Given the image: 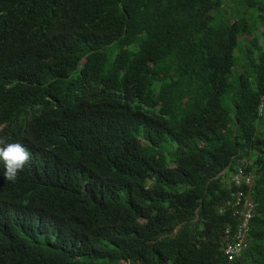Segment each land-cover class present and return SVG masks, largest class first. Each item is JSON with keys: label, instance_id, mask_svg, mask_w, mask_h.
<instances>
[{"label": "trees", "instance_id": "16d2710c", "mask_svg": "<svg viewBox=\"0 0 264 264\" xmlns=\"http://www.w3.org/2000/svg\"><path fill=\"white\" fill-rule=\"evenodd\" d=\"M231 1L0 0V139L32 156L0 162V264H264V0Z\"/></svg>", "mask_w": 264, "mask_h": 264}, {"label": "built area", "instance_id": "2783aa9c", "mask_svg": "<svg viewBox=\"0 0 264 264\" xmlns=\"http://www.w3.org/2000/svg\"><path fill=\"white\" fill-rule=\"evenodd\" d=\"M233 182H235L236 185L241 183L247 185L250 182V178L239 172L235 177H233ZM234 197L235 213L241 216V223L236 232L233 234L231 241L228 242L225 247V253L229 260L239 256L244 247L246 235L248 233V220L252 216L253 209L251 201L245 198L242 192H237L234 194ZM226 235H229L228 231L226 232Z\"/></svg>", "mask_w": 264, "mask_h": 264}, {"label": "clouds", "instance_id": "9594fccd", "mask_svg": "<svg viewBox=\"0 0 264 264\" xmlns=\"http://www.w3.org/2000/svg\"><path fill=\"white\" fill-rule=\"evenodd\" d=\"M30 151L20 142H6L0 139V162L4 165L3 178L15 182L20 171L31 160Z\"/></svg>", "mask_w": 264, "mask_h": 264}, {"label": "rangeland", "instance_id": "374dc122", "mask_svg": "<svg viewBox=\"0 0 264 264\" xmlns=\"http://www.w3.org/2000/svg\"><path fill=\"white\" fill-rule=\"evenodd\" d=\"M235 4L231 1V0H225V6H226V8L227 9H231V7L232 6H234ZM242 39L243 38H240L239 39V48L237 49V51H236V55L238 56V57H240V47H243V42H242Z\"/></svg>", "mask_w": 264, "mask_h": 264}]
</instances>
